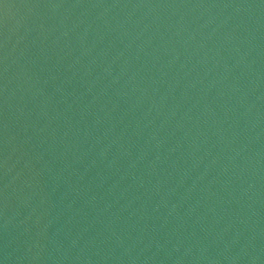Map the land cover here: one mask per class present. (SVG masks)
Instances as JSON below:
<instances>
[{"label": "water", "instance_id": "1", "mask_svg": "<svg viewBox=\"0 0 264 264\" xmlns=\"http://www.w3.org/2000/svg\"><path fill=\"white\" fill-rule=\"evenodd\" d=\"M0 264H264V0H0Z\"/></svg>", "mask_w": 264, "mask_h": 264}]
</instances>
